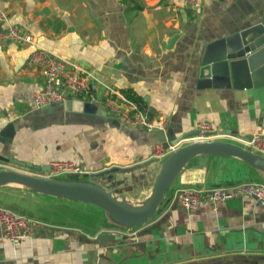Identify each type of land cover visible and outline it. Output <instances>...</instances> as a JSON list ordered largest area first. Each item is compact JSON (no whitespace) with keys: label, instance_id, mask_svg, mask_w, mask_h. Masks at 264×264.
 <instances>
[{"label":"crops","instance_id":"1","mask_svg":"<svg viewBox=\"0 0 264 264\" xmlns=\"http://www.w3.org/2000/svg\"><path fill=\"white\" fill-rule=\"evenodd\" d=\"M195 1L190 8L183 0H0L2 25H16L36 45L92 73L95 104L93 111L68 109L64 101L35 106L40 76L25 64L33 44L0 41V129L13 125L1 152L41 166L73 160L86 179L137 202L163 158L112 176L106 171L151 157L158 140L154 131L120 123L100 106L104 85L137 95L150 115L163 118L166 139L203 121L213 128L208 139L245 145L252 133L264 132V84L196 86L206 43L254 22L264 0ZM0 166L26 168L4 161ZM244 180L264 181V171L235 156L196 154L153 215L129 228L93 204L1 185L0 205L40 224L16 242L0 229V264H264L263 203L240 195L186 209L174 198L181 186Z\"/></svg>","mask_w":264,"mask_h":264},{"label":"water","instance_id":"2","mask_svg":"<svg viewBox=\"0 0 264 264\" xmlns=\"http://www.w3.org/2000/svg\"><path fill=\"white\" fill-rule=\"evenodd\" d=\"M176 34L165 38V47L172 44ZM262 84H264V5L254 22L207 42L196 70L198 88L228 86L243 88ZM74 100H77L84 111H93L95 108V104L91 101L71 98L69 95L64 101L65 107L71 108ZM53 104L55 103L50 104L52 105L50 108H53ZM44 107L48 108L49 105ZM148 114H151L150 109ZM196 132L197 129L174 137L168 136L167 139L163 130H155L154 135L162 146L166 147L168 143L176 142L181 137ZM12 134V123H5L0 129V161L34 170H47L48 163L43 166L34 165L1 152V148L10 143ZM199 153L235 156L248 165L264 171V155L233 141L206 139L183 143L168 152L163 157L148 193L137 202L115 194L89 179H78L76 174H68L66 177H47L10 166H0V186L15 184L42 194L93 204L101 208L114 223L129 228L146 221L153 215L179 170L190 158ZM156 160L158 157L151 156L129 165L111 167L106 173L112 176L113 171H129Z\"/></svg>","mask_w":264,"mask_h":264},{"label":"built area","instance_id":"3","mask_svg":"<svg viewBox=\"0 0 264 264\" xmlns=\"http://www.w3.org/2000/svg\"><path fill=\"white\" fill-rule=\"evenodd\" d=\"M183 3L190 8L196 7L195 0H183ZM4 20L5 14L0 11V41L11 40L18 44H33L26 56L25 64L36 68L40 76V85L32 95L35 106L65 101L67 95L71 98L91 100L94 83H92V73L88 69L36 45L31 35L19 30L16 25H2ZM100 103V106L120 123L139 126L147 131L162 130L164 127L163 118L148 114L143 101H136L112 86L104 85ZM196 129L195 134L180 138L175 143H168L166 147H163L160 141H155L150 155L163 158L182 142L208 139L213 130L206 121L200 122ZM244 146L264 155V132L252 133L245 140ZM47 163L49 166L47 170L30 172L47 177L78 175L84 172L76 162L70 159H50ZM240 195L252 196L264 204V181L244 180L207 188L181 186L174 192L176 201L186 209L197 206L201 200L214 203ZM39 224V220L35 218L0 205L1 233L11 242L30 236Z\"/></svg>","mask_w":264,"mask_h":264},{"label":"trees","instance_id":"4","mask_svg":"<svg viewBox=\"0 0 264 264\" xmlns=\"http://www.w3.org/2000/svg\"><path fill=\"white\" fill-rule=\"evenodd\" d=\"M127 96H129L130 98H132V99H134V100H136V101H141V99L137 96V95H135V94H133L132 92H130L129 90H125V92H124ZM67 176V175H66ZM66 176H61V177H66ZM76 178H78V179H86V177H85V175H83V174H76Z\"/></svg>","mask_w":264,"mask_h":264},{"label":"rangeland","instance_id":"5","mask_svg":"<svg viewBox=\"0 0 264 264\" xmlns=\"http://www.w3.org/2000/svg\"><path fill=\"white\" fill-rule=\"evenodd\" d=\"M73 107L76 108V109L79 107V103L77 102V100H74V101H73ZM182 143H183V142H182ZM182 143H181V144H182ZM22 169H25V170H28V171H32V172H33V171H37V170H34V169H29V168H22Z\"/></svg>","mask_w":264,"mask_h":264}]
</instances>
